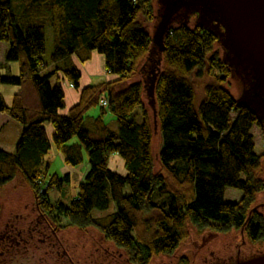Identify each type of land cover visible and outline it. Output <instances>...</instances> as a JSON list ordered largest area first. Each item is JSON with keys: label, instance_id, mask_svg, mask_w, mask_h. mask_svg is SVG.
Masks as SVG:
<instances>
[{"label": "trees", "instance_id": "1", "mask_svg": "<svg viewBox=\"0 0 264 264\" xmlns=\"http://www.w3.org/2000/svg\"><path fill=\"white\" fill-rule=\"evenodd\" d=\"M23 2L22 11L16 12L11 0H0V41L8 43L4 60L20 64L18 76L0 73V87H21L11 105L0 92V112H9L24 125L15 151L0 149V193L22 178L44 211L66 217L67 226L97 229L132 264L172 254L187 239L190 224L199 231L242 229L250 241H264V213L254 207L264 190L251 133L258 121L225 87L231 73L216 36L189 25L173 27L165 38L155 90L163 139L161 171H156L154 120L144 101V82L129 80L144 69L153 43L148 24L156 19L157 0ZM47 28L53 41L49 61L44 57ZM94 51L105 56L107 72L118 78L84 87L80 101L61 114L65 93L60 80L52 84L51 78L61 73L79 88L81 72L71 57L77 54L85 62ZM206 77L199 97L196 80ZM98 105L101 114L89 117ZM105 107L115 116L117 130L105 123ZM47 122L54 127L53 142ZM74 138L78 141L71 142ZM53 146L73 166L83 162L84 150L89 155L90 169L69 204L53 203L49 197L53 188L74 183L70 173H49L45 158ZM114 152L123 157L126 174L109 168ZM227 187L241 190V199L227 200ZM112 202L113 212L93 215L94 209L106 210Z\"/></svg>", "mask_w": 264, "mask_h": 264}, {"label": "water", "instance_id": "2", "mask_svg": "<svg viewBox=\"0 0 264 264\" xmlns=\"http://www.w3.org/2000/svg\"><path fill=\"white\" fill-rule=\"evenodd\" d=\"M156 19L152 27L153 43L147 58L143 61L140 71L129 82L142 80L144 82L147 104L151 106L154 120V153L155 163L158 162V110L156 101V83L162 71L165 38L173 27L197 26L211 32L217 38L222 48L223 62L228 66L231 77L228 82L233 84L235 102L245 105L264 127V0H157ZM146 67V69H145ZM264 201V190L257 196L255 204ZM35 202V195L29 187L21 200L9 199L5 202V211L0 218V227L14 213L29 214ZM256 205V206H257ZM260 210V209H259ZM262 211V210H261ZM87 230V229H86ZM73 243H78L77 259L79 264L92 253L95 260L96 249H101L104 242L98 236L88 235L83 229L74 227L68 232ZM242 229L231 234L210 233V242L200 245L199 256L192 264H214L221 258L229 259L224 264H264V246L258 250V245L249 243ZM90 251L87 252V249ZM104 247L101 251L104 250ZM110 251L116 252L107 245ZM181 249L178 248L172 256L163 254L157 257V262L149 264H176ZM102 258L99 257V261ZM122 264H131L123 254ZM104 264H111L104 262Z\"/></svg>", "mask_w": 264, "mask_h": 264}, {"label": "rangeland", "instance_id": "3", "mask_svg": "<svg viewBox=\"0 0 264 264\" xmlns=\"http://www.w3.org/2000/svg\"><path fill=\"white\" fill-rule=\"evenodd\" d=\"M11 1L13 3V7H14L16 12L22 11L23 6H24L23 0H11ZM152 23H150V24H152ZM150 24H148V25H149L150 31L152 33V27H150ZM46 34H47V50H46L44 57L47 61H49L50 54H51V51L53 48L52 34H51L50 28H47ZM0 44H1V49H2L1 54H0V62H1V60L2 61L4 60V54H5L6 49L8 48V43L0 41ZM14 62H16V61H14ZM8 74L10 75L11 73L9 72ZM63 80H60L61 84L64 83ZM208 80H209L208 77L196 80L197 92H198L199 97L202 95L203 88L205 86V83ZM51 82H52V84H55L56 79L55 78L51 79ZM65 82L68 83L67 80H65ZM225 87L231 93L234 94L233 84L231 82H227ZM144 101L146 103V106H147L149 112L151 113V110H150L151 106L149 104H147L148 98L145 95H144ZM101 112H102L101 105H98V106H95L92 109H90L89 114L91 113L92 115H95V114H101ZM151 115H152V113H151ZM103 116L105 117L104 119L109 124V126H112L113 128H116L115 130H117V125L115 124L116 122H114V121H116L115 116L112 113H110L106 107H105V111H104ZM47 123H49V122H47ZM251 133L253 135V139H254V143H255V147H256L255 150L260 155V158H261V167H262L261 177L264 179V127L260 123H257L253 126ZM154 136H155V134H154ZM76 141H78L77 138H74L71 142H76ZM162 143H163V139H162V136L159 132V134H158V145H157L158 152L162 147ZM153 153H154V138H153ZM65 166H66V168H64ZM67 167H69V169H67ZM109 168H111L112 170H115L121 174L127 173V169H126L123 157L119 153H116V152L111 153L109 156ZM89 169H90L89 155H88L86 150H84L83 162L77 166L66 164L62 157L60 158V161L55 160L52 163L51 173L57 172L58 175H60L61 177L64 174L71 173V175L73 176L74 183L73 182H64L63 185L61 186V188H58V187L53 188L49 194L51 201H53V203H54L55 201L60 200V201H63L65 203L69 204L71 202V200L76 196V194L79 190L78 185H79L80 180H82V178H84V175L89 171ZM155 170L161 171V166H160L159 160L155 165ZM28 188H29V185L26 184L25 181H23L22 178H20V177L16 178L14 181L6 184L3 187V189L0 193L1 194V196H0V203H1L0 218H2L4 215L5 202L9 199L21 200L23 194L25 193V191ZM128 190L129 189L127 188V191ZM242 195H243V193L239 189H236L233 187H227L226 188L225 198L227 200H233V201L234 200H240ZM256 205L257 204H254V207ZM114 210H115V206H114V203L112 202L110 207L106 210L94 209L93 215L94 216H104V215H107V214L113 212ZM58 218H59V223L63 227L64 231L68 232L70 230H73V228L75 227V226H71V225L67 226L68 220L66 217L60 216ZM83 230L88 235H90V233H91L93 236H95L96 239H98V236H99L100 239L103 240L105 247H107V245H109L110 248H113L114 250H118V252H122L128 258V256L126 255V252L123 249L118 248L112 241L106 240L103 237V235L101 234V232H99L97 229L89 227V228H87V230L86 229H83ZM233 231L236 232L238 230L233 229L230 232H226L225 234L226 235L231 234V232H233ZM210 233H223V232H218V231H214L211 229L199 231L197 228H195L193 225L190 224L189 225V235H188L187 239L185 241H183L181 243V245L178 247L181 249V256H179L176 264H182L183 259H186L189 262V264H192V262L197 259L196 256H199L197 253V250H200V245H201V243H203V238H206V242H210V240L208 238V235ZM244 236L248 240L249 243L257 244L258 250H261V247L264 246V241L252 242V241H250V239L248 238L246 233L244 234ZM174 253H175V251L172 254H170L169 256H172ZM160 255H163V254H160ZM158 256H155L151 260V262H157ZM128 261L130 262L129 259H128Z\"/></svg>", "mask_w": 264, "mask_h": 264}, {"label": "flooded vegetation", "instance_id": "4", "mask_svg": "<svg viewBox=\"0 0 264 264\" xmlns=\"http://www.w3.org/2000/svg\"><path fill=\"white\" fill-rule=\"evenodd\" d=\"M257 207L264 213V201ZM62 230L59 218L34 202L32 212L14 213L0 227V264H79L78 243H73L69 234L62 233ZM101 249H96L95 260L91 253L82 264H122V252L116 257V252L108 247ZM99 257L102 258L100 262Z\"/></svg>", "mask_w": 264, "mask_h": 264}, {"label": "crops", "instance_id": "5", "mask_svg": "<svg viewBox=\"0 0 264 264\" xmlns=\"http://www.w3.org/2000/svg\"><path fill=\"white\" fill-rule=\"evenodd\" d=\"M71 59L74 64L78 67L81 72V80L79 84V88L74 87L67 79L62 78L61 73H57L51 79L55 78L57 80H63L62 84L64 93H65V105L60 109L61 114L69 113L70 108H72L75 104L80 101L81 98V89L89 85H97L102 82L113 81L118 78L117 75L111 74L107 72L105 66V56L99 52H92L91 59L83 62L79 59L77 54L72 55ZM3 64L0 68V73L6 76H18L20 74V64L19 62H6L5 60H1ZM52 69V66L45 69L44 72H48ZM11 73L10 75L8 73ZM67 80L68 83L65 82ZM55 82V83H56ZM0 92L6 102L7 105H11L13 103L14 97L17 93L21 92V87L17 85L11 84H2L0 87ZM90 111V110H89ZM89 117H96L99 114L92 115L89 112L87 113ZM103 118H105L103 116ZM113 120V119H112ZM105 121V119H104ZM116 122V121H114ZM109 128L115 130L112 126L105 121ZM117 125V123H115ZM24 125L16 120L9 112H0V149L14 152L16 143L21 135ZM45 129L47 135L51 142H53V133L54 127L51 123L45 124ZM77 142V141H76ZM64 159L63 154L56 148L52 147L50 153L46 156V161L50 162L49 173H51L52 163L55 160H59L60 158ZM66 163V162H65ZM67 164V163H66ZM66 168V166L64 167ZM69 169V167H67ZM57 173V172H53ZM71 174V173H70ZM1 196V194H0Z\"/></svg>", "mask_w": 264, "mask_h": 264}]
</instances>
